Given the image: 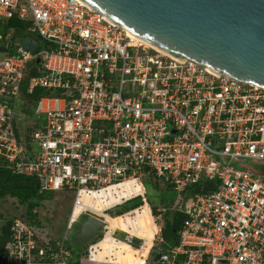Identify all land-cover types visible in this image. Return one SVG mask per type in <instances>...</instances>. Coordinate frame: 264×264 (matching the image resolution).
I'll return each instance as SVG.
<instances>
[{
	"label": "built area",
	"instance_id": "obj_1",
	"mask_svg": "<svg viewBox=\"0 0 264 264\" xmlns=\"http://www.w3.org/2000/svg\"><path fill=\"white\" fill-rule=\"evenodd\" d=\"M13 18L27 24L21 39ZM26 36L38 40L36 53L24 47ZM30 59L39 62L27 67ZM24 86L56 92L38 99L40 126L30 131L14 121ZM0 157L13 173L36 177L40 193L74 195L67 232L52 246L13 218L0 264H72L74 224L94 215L107 230L105 215L137 199L113 215L128 214V228L111 233L150 247L137 264H264V86L141 45L83 0H0ZM145 177L178 193L174 208L186 217L175 245H163ZM146 208L151 244L138 224ZM97 249L92 243L82 264H130L101 259Z\"/></svg>",
	"mask_w": 264,
	"mask_h": 264
},
{
	"label": "water",
	"instance_id": "obj_2",
	"mask_svg": "<svg viewBox=\"0 0 264 264\" xmlns=\"http://www.w3.org/2000/svg\"><path fill=\"white\" fill-rule=\"evenodd\" d=\"M83 1L166 53L228 78L264 86V0ZM23 45L33 53L40 48L32 36H26ZM35 62L39 59H30L27 67ZM14 117L20 115L15 112ZM103 226L100 217L89 215L76 240L91 239ZM159 256L157 252L154 259Z\"/></svg>",
	"mask_w": 264,
	"mask_h": 264
},
{
	"label": "rangeland",
	"instance_id": "obj_3",
	"mask_svg": "<svg viewBox=\"0 0 264 264\" xmlns=\"http://www.w3.org/2000/svg\"><path fill=\"white\" fill-rule=\"evenodd\" d=\"M20 39L22 38L19 36ZM146 46V45H145ZM3 55V53H1ZM15 111L18 112L20 117L14 118V121L18 124V126L23 127L26 129L27 127L33 129L35 123H39L40 119H37L34 116H30V114H23L21 107H20V101L16 103V106L14 107ZM255 166V165H254ZM262 171H264V166L259 165L258 166ZM143 183L145 184V187L147 189V194L149 193L151 197H153V200L158 202L156 204V212H154L156 215H161V219L164 221L165 212H160L159 209H166L169 210L168 217L171 218L173 211H174V202L178 197V193L173 190L169 189L166 183H163L162 181L155 180L151 177H145L142 179ZM190 195V192H187L183 194V200L181 202L182 206L185 205L187 201V197ZM73 193L70 190H59L54 191L50 197L43 199L41 201H38L36 206L33 209V213L37 215L38 225L36 226V232L41 239V241L44 242H50L51 240L59 241L61 240L64 235L67 232V221L68 217L70 215L71 209H72V203H73ZM147 198V197H146ZM160 200H166L165 203H161ZM173 201V203H171ZM136 201H132L128 203L125 207H122L120 209H116L114 211H110L111 215H117L118 213H121L132 206H134ZM97 204V205H96ZM94 203V207H96L98 210L101 209L100 204ZM150 204V202H149ZM151 205V204H150ZM152 207V205H151ZM28 204L21 203L17 198L12 197L10 195L1 196L0 197V233H2L4 227L13 220L15 217H27L28 216ZM88 216L84 215L81 220L74 224V227L71 229V231L68 232V239L66 240V243L68 246H72L73 248L75 246L80 247L81 252H85L86 254L89 251V247L92 243H96L99 240H108V244H112L114 242V239H111V234L109 229L102 228L98 234L91 239L84 241V242H78L76 240V237L80 231L81 223L86 219ZM139 224V223H138ZM115 225H120L119 223H115ZM141 236H146L143 229L140 230ZM117 238L124 240V234L121 232H118L115 235ZM112 242V243H111ZM117 244L121 245L122 251L127 252L126 260L130 262H137L138 257L135 256L136 249L125 247L123 245L122 241H117ZM122 252V253H123ZM121 254V253H120ZM155 256V252H153ZM121 259V258H120ZM73 264H77V261L74 260Z\"/></svg>",
	"mask_w": 264,
	"mask_h": 264
},
{
	"label": "trees",
	"instance_id": "obj_4",
	"mask_svg": "<svg viewBox=\"0 0 264 264\" xmlns=\"http://www.w3.org/2000/svg\"><path fill=\"white\" fill-rule=\"evenodd\" d=\"M10 26L13 27L14 29V35L19 37H23L25 35V31H26V26L27 24L19 21L17 18H13L10 20ZM35 74L34 70H29L26 73V76H30ZM27 82V81H26ZM25 82V85H26ZM45 94H56V92H51L49 90L43 89V88H36L33 93L28 94L25 92V86L23 87L22 90V99L25 101V103H23L20 107L21 110L23 112V114H30V116H34L35 112H34V108L35 105L38 101V99ZM37 118V117H36ZM16 123V122H15ZM38 126H40L39 123H35L34 128H37ZM23 127L19 126V129ZM31 128L27 127V131H30ZM25 130V129H24ZM18 137L20 139V141H24V137L22 135H20L18 133ZM134 187L133 183H128L127 184V189L132 190ZM169 188V187H168ZM170 189V188H169ZM54 191H45L40 193V185H39V181L36 177L34 176H26V175H21V174H15L12 172V170L10 168L7 167V165L4 163L3 159L0 157V197L1 196H6V195H10L12 197L17 198L21 203L23 204H28V216L23 218L20 217L22 220H24L25 222L29 223L30 225H32L36 231V226L38 225V220H37V215L33 213V209L36 206L38 201H41L43 199H46L48 197L51 196V194ZM74 196V195H73ZM147 200L148 202H150V204L152 205V209L154 212H156V204H158V202L153 200V197H151V195L148 193L147 194ZM136 201L135 205L132 206L136 207L138 206L140 203H142V199H137L134 200ZM166 200H160V202L163 204L165 203ZM171 203H173V201H171ZM130 209V208H129ZM128 210V209H127ZM148 209L146 208L145 213L139 215L138 217V223L141 226V229L145 228V224H149L150 222H152V218L150 213L147 211ZM126 211V210H125ZM124 212V211H123ZM162 212L164 213L165 219H164V227L162 229V235H163V245L167 246V245H175L179 242V235H178V230L181 227V225L183 224V221L186 217L185 213L183 211H179L174 209L172 217L169 218L168 214H169V210H164ZM106 219L108 222L114 223L117 221H126L127 219H130L128 214L122 215V216H111V215H105ZM11 222H9L3 229L2 233H0V255L4 249L5 243L9 237V227H10ZM113 227H110V229ZM153 233V232H151ZM37 234V232H36ZM153 234L149 235L147 238L150 241L151 244V239H152ZM111 239H114V242L112 244H108V240H99L97 242V257L99 258H104L108 255V253H110L111 251H113L115 254H118V256L122 255V258H124V261L126 263H130L133 264L134 262H130L128 260H126V255L127 252H124L122 254V247L121 245L117 244V241L120 242V240L116 239L114 236H111ZM37 240L39 243L45 245V246H52L55 244L56 240H51L50 242H44L41 241V239L39 238L38 234H37ZM125 247L126 245L123 244ZM81 245H79L78 247L75 246L74 248L71 246H69V248L72 250L74 257L73 260L77 261V264H82L85 261L83 260V257L86 256L85 252H81L80 250ZM148 249L150 247H147ZM121 253V254H120ZM125 254V255H124ZM136 256V254H134ZM81 258V261L79 260ZM80 261V263H79ZM137 262H135L136 264ZM73 264V262H72Z\"/></svg>",
	"mask_w": 264,
	"mask_h": 264
},
{
	"label": "bare ground",
	"instance_id": "obj_5",
	"mask_svg": "<svg viewBox=\"0 0 264 264\" xmlns=\"http://www.w3.org/2000/svg\"><path fill=\"white\" fill-rule=\"evenodd\" d=\"M128 33H129L130 37H131L134 41L138 42L139 44H141V45H146V46H153V45H151L150 43H148L147 41H145L144 39H141V38H139L138 36L134 35L133 33H131V32H128ZM153 47L156 48V49L161 50V51L164 52V53H166L164 50H162V49H160V48H158V47H156V46H153ZM167 54H169V53H167ZM128 221H130V219H127L126 221H117V222H114V223L109 222V223L107 224V229L110 230V234H111L112 231H113L112 228L110 229V227H113V229H115L116 227H122V228L127 229V228H128ZM115 223H119L120 225H115ZM140 230H141V229H140ZM143 230H144L146 236H142V237H146V238H147L149 235L153 234V233H151V232H154V225H153V222H150L149 224H148V223L145 224V228H144ZM111 236H112V235H111ZM103 240H104V239H103ZM105 240H106V239H105ZM120 241H122L123 244L126 245V247H129V248H132V247H133L134 249H136V256L138 257L137 263H140L142 257H143V256H146L147 253H148V251H149L148 248H146L145 250H140L138 247H135V246H133V245H130V244L126 243V242L123 241V240H120ZM123 253H124V252H123ZM123 253H122V254H123ZM118 255H119V253H118V254H115L113 251H111L110 253H108V255H107L106 257H108V259H110V260H112V261H117V262L126 263V262L124 261V258H122V255H121V256H118ZM124 255H125V254H124ZM120 258H121V259H120ZM102 259H103V258H102ZM137 263H136V264H137Z\"/></svg>",
	"mask_w": 264,
	"mask_h": 264
}]
</instances>
